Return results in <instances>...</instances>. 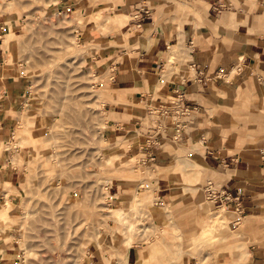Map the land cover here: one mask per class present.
Returning <instances> with one entry per match:
<instances>
[{
    "label": "crops",
    "instance_id": "1",
    "mask_svg": "<svg viewBox=\"0 0 264 264\" xmlns=\"http://www.w3.org/2000/svg\"><path fill=\"white\" fill-rule=\"evenodd\" d=\"M7 1L11 0H0L2 146L12 133L15 120L12 112L20 108L24 110L25 106L22 105L27 93H24V80L16 74L18 69L15 63L5 61L7 54L3 40L7 44L8 31L17 35L22 17L20 9L15 7L16 1L12 7H8L9 11H5ZM45 2L51 9L80 12L83 16L84 24L76 29L77 36L91 46L95 55L91 64L94 63L99 71L97 76L103 78L102 85L109 91L107 100L113 102V110L107 114L112 131H108L106 137L122 136L108 158L120 159L118 152H125L132 146L135 137L128 132H131L129 126L134 125L135 129L140 130L139 142L147 153V159L152 164L160 165L154 168L155 172L159 170L158 189L155 195H146L156 199L149 210L152 219L166 224L167 215L160 208L163 203L173 226L169 233L175 231L177 234L180 226L175 220L174 210L178 212L180 206L176 205L175 199L184 194H178V180L172 176V172L180 173L184 168H189L195 176L206 172L215 179H205L201 192L205 182L211 180L237 196L241 207L239 213L232 209L213 213L203 207L207 216L221 213L224 217L220 223V248L209 249L210 264H264V0ZM108 16H112L110 25L105 22ZM177 49L180 51L176 59ZM186 55L188 58H185ZM140 103L146 104L144 114L137 108ZM156 108L165 110L158 120L167 129L156 131L158 124H154L153 129H150V125L145 129L136 128L140 126L136 117L139 116V121L152 118L151 110ZM177 108H186L187 112L179 116ZM120 122L123 126H120ZM155 131L159 135L164 133L165 146L161 144V135L157 137L152 134ZM191 131L196 135L190 137ZM172 137L175 142L174 139L170 142ZM152 138L157 139V145L147 142ZM176 140L188 142L191 146L188 149H192V152L188 157L180 156L183 149L174 145L177 144ZM26 145L29 147L30 140L24 141L22 147L26 149ZM2 146L0 233L4 237L0 238V264H16L13 250L16 219L19 216V209L15 206L20 205L21 197V193H17L19 171L17 167L14 168L16 165H13L8 151ZM138 147L133 148L139 151ZM201 147L204 163L199 155ZM133 158L128 160L129 166L134 165L131 161ZM130 183L119 184L116 191L110 193L114 204L123 207L128 202L134 190ZM8 187L10 190L6 191ZM182 188L192 194L197 190L195 187ZM9 203L12 207L8 208ZM9 219L10 226L5 228L4 223ZM120 229L119 223L113 228L115 232ZM204 234L205 230L201 235ZM106 241L102 240V248L99 244L90 243L92 251L85 253L82 264L165 262L155 254L159 247L155 242L147 241L148 246L144 243L125 246L117 238L113 243ZM125 241L122 239V242ZM105 246L109 249L105 250ZM185 255H182V263L192 264L195 257L185 260Z\"/></svg>",
    "mask_w": 264,
    "mask_h": 264
},
{
    "label": "rangeland",
    "instance_id": "2",
    "mask_svg": "<svg viewBox=\"0 0 264 264\" xmlns=\"http://www.w3.org/2000/svg\"><path fill=\"white\" fill-rule=\"evenodd\" d=\"M15 1V7L22 12L19 30L17 35L8 31L7 44L3 37L2 40L7 54L5 61L15 63L16 74L24 80V93H27L22 105L24 110L12 112L15 116L12 133L0 146L6 148L11 162L16 165L14 168L19 171L17 193H21V197L20 205L15 206L19 216L13 250L16 264H82L85 253L92 251L90 243L102 248L103 239L113 243L115 238L125 246H130L122 242L127 238H131V245L148 246L147 241L155 242L159 245L155 254L164 264H183V254H186L185 260L195 257L192 264H210V247L220 248L221 222L212 221L203 207L213 213L223 209L216 210L204 201L201 186L205 179L215 178L206 172L195 176L189 168L180 173L172 172L178 180V187L175 186L178 194H184L175 199L180 206L178 212L174 210L180 229L177 234L169 233L173 226L163 203L160 208L167 215L166 224L153 220L149 210L156 199L146 195H155L158 189L159 170L155 172L154 168L160 165L147 159L139 142L140 130L134 125L129 126L131 132H128L135 137L132 146L118 152L120 159L108 158L122 136L106 137V133L112 131L107 114L113 110V102L107 100L109 91L102 85L103 78L95 81L94 76L99 75V71L91 64L95 57L91 46L77 36L76 29L84 24L82 14L51 9L45 1L51 3L52 0H11L6 2L5 11H9L8 7ZM9 3L12 4L7 6ZM112 16L105 17L106 24L110 25ZM179 51L177 49L176 59ZM145 107V103L137 105L143 114ZM151 111L152 118L139 121V116L136 117L140 124L136 128L145 129L150 125L153 129L154 124H162L159 120L156 122L157 114ZM15 127L21 128L15 130ZM160 127L162 132L167 129L165 125ZM162 132L161 137L156 131L152 134L158 135L165 146ZM192 135L196 134L191 131L190 137ZM173 139L170 138V142ZM28 140L30 145L24 149L22 144ZM174 145L183 149L179 148L183 158L192 152L188 142L177 141ZM134 146H139L140 150ZM202 152L203 148L199 155L204 163ZM132 157L134 165L129 166L128 160ZM128 181L132 182L129 185L134 190L123 207L133 209L128 214L129 222L134 225L131 231L111 215L120 205L113 203L110 193ZM182 187L197 190L192 194ZM198 217L201 218L197 220ZM10 221L4 223L5 228L10 226ZM117 223L121 224L119 232L113 230ZM204 230L205 234L201 235ZM3 237L0 233V238ZM108 249L105 246V250Z\"/></svg>",
    "mask_w": 264,
    "mask_h": 264
},
{
    "label": "built area",
    "instance_id": "3",
    "mask_svg": "<svg viewBox=\"0 0 264 264\" xmlns=\"http://www.w3.org/2000/svg\"><path fill=\"white\" fill-rule=\"evenodd\" d=\"M147 11H145V14ZM156 112V113H155ZM187 112L186 108L178 109L177 113L179 116L185 115ZM154 114H157V121L158 117H162L165 114V110L163 108H156L153 111ZM160 124L155 126V130H161ZM150 140V141H148ZM147 142H150V145H157V141L155 138L148 139ZM202 194L204 197V201L212 204L213 208L219 210L221 208L225 209H232L234 212L239 213L241 211V207L239 205L238 197L231 194L229 189L225 186L213 183L211 180H207L202 187Z\"/></svg>",
    "mask_w": 264,
    "mask_h": 264
},
{
    "label": "bare ground",
    "instance_id": "4",
    "mask_svg": "<svg viewBox=\"0 0 264 264\" xmlns=\"http://www.w3.org/2000/svg\"><path fill=\"white\" fill-rule=\"evenodd\" d=\"M94 78H95V81L96 80L98 81L100 77L94 76ZM136 196H137V193L134 195L133 198H135ZM221 209H223L222 211L225 210V208H221ZM132 211H133L132 208H126L125 209L124 207H119L117 209V211L111 212V215H112V217L115 220H117L118 222L123 223L126 226V229L128 231H131V229L133 228L134 225H133V222H129L128 214L130 212H132ZM208 216H209V218L212 219V221L219 220L220 222H222L224 220V217H223V215H221V213L219 215L218 214L217 215L212 214V215H208ZM131 242H132L131 238H127L126 241H125V243H127L128 245H131Z\"/></svg>",
    "mask_w": 264,
    "mask_h": 264
}]
</instances>
